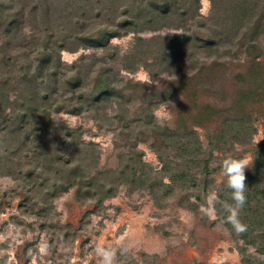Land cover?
<instances>
[{"label":"rangeland","instance_id":"374dc122","mask_svg":"<svg viewBox=\"0 0 264 264\" xmlns=\"http://www.w3.org/2000/svg\"><path fill=\"white\" fill-rule=\"evenodd\" d=\"M181 4L0 0V264H264V0ZM227 154L243 234L201 212Z\"/></svg>","mask_w":264,"mask_h":264},{"label":"clouds","instance_id":"9594fccd","mask_svg":"<svg viewBox=\"0 0 264 264\" xmlns=\"http://www.w3.org/2000/svg\"><path fill=\"white\" fill-rule=\"evenodd\" d=\"M203 15H208L211 10V0H204ZM179 77L174 76L175 83L178 82ZM141 83L146 85H153L155 82L148 73H144L139 77ZM264 138V137H262ZM261 139V138H260ZM258 139L256 142H258ZM252 160L243 157H237L232 154H227L221 160L219 167L221 168V176L226 180V187L230 190V199L234 202L232 204L222 201L217 192L209 194L206 207L201 208L204 215H209L216 219V205L220 204L223 211L227 213L226 223L232 226V229L237 234L247 232L248 226L241 220V211L247 203V184L245 170L250 168ZM128 251L124 241L117 243L116 247L97 245L95 248V255L99 259V264H119L118 257L126 255Z\"/></svg>","mask_w":264,"mask_h":264},{"label":"trees","instance_id":"16d2710c","mask_svg":"<svg viewBox=\"0 0 264 264\" xmlns=\"http://www.w3.org/2000/svg\"><path fill=\"white\" fill-rule=\"evenodd\" d=\"M163 1V4H164V6H162V10L164 11V12H167L168 10H170V8H171V5L173 4V3H175V4H178V3H182L181 4V9H182V12H181V14L182 15H184V16H186L187 14H189V13H192V16H194V14H196V10H198V1L199 0H162ZM179 6V5H178ZM153 13H154V11H152ZM187 19L188 18H184L183 17V20L185 21V23H188V21H187ZM194 20H196V19H194ZM124 21H126L127 23H132V22H134V20H131V19H125ZM198 21V20H197ZM212 36V35H211ZM192 37H191V35H189V34H186V37H185V39L186 40H190ZM212 38H214L213 36L212 37H209V39H203V38H201V41L202 42H204V44H209L210 42H212L213 41V39ZM212 39V40H211ZM202 45V44H201ZM109 87H111V86H109ZM113 90V89H112ZM61 128H62V131L64 130V128H65V126H61ZM73 133L70 131V130H68L67 132H61L60 133V135H61V139L60 140H62V141H65V139H64V137L67 135V136H71ZM66 136V137H67ZM95 157V156H94ZM261 160H263L264 161V158H262V159H260L259 160V164H260V161ZM261 165V164H260ZM263 165V164H262ZM114 188V186H110L108 189H110V190H112Z\"/></svg>","mask_w":264,"mask_h":264}]
</instances>
